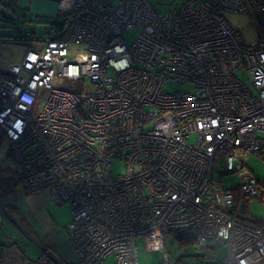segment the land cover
Segmentation results:
<instances>
[{"label":"built area","instance_id":"obj_1","mask_svg":"<svg viewBox=\"0 0 264 264\" xmlns=\"http://www.w3.org/2000/svg\"><path fill=\"white\" fill-rule=\"evenodd\" d=\"M60 3L74 15L66 36L0 69L19 189L70 207L74 259L45 249L32 264H140L138 236L149 251L169 236L225 245L211 264H264V218L240 204L259 196L258 178L242 171L222 188L212 176L264 160V0H183L163 14L147 0ZM224 10L253 18L254 45L238 41ZM132 28L127 44L120 33ZM69 43L83 50L68 58ZM168 81L188 87L166 91Z\"/></svg>","mask_w":264,"mask_h":264},{"label":"rangeland","instance_id":"obj_2","mask_svg":"<svg viewBox=\"0 0 264 264\" xmlns=\"http://www.w3.org/2000/svg\"><path fill=\"white\" fill-rule=\"evenodd\" d=\"M153 9L159 13H165L169 8L174 6H179L183 0H147ZM59 5V4H58ZM57 5V6H58ZM56 6V7H57ZM12 11V13L10 12ZM0 12L8 14L12 16L11 26L7 27L8 31L12 30L15 27V33H18L20 37L28 39L26 41H18L13 44H4L3 50L5 56L3 62L10 61H19L25 52V50L31 44V48L35 46L36 43H39V40L45 39L46 36L56 37L63 32L66 34L69 32L71 28V23L74 18L72 13H67L66 11H59L56 14L55 18L46 17V19H38L35 17V14L31 11H25L20 8H13L12 10H8V8L0 5ZM224 18L227 22L234 27L238 41L244 45H254L257 38L256 26L254 24L253 18L249 14L245 13H235L231 11L224 10L222 12ZM24 18L26 20H24ZM58 22L63 23V27L58 30L57 27H53L51 23ZM122 38L127 42V44H131L135 39L137 30L135 28L122 31ZM27 44V45H25ZM68 58L74 56L76 52L83 50L82 44L77 43H69L68 47ZM238 76L244 81H247V75L243 71H239ZM78 82L74 81H66L65 85H62L63 88L68 90L77 89ZM188 86L179 85L175 82L168 81L165 84L164 89L166 91L180 90L187 88ZM193 140V136H191L190 141ZM9 148V141L4 136L3 132L0 128V168L8 167L10 170L14 169V162L7 155V150ZM119 166L115 167V170L118 169ZM224 167V159L221 158L219 162V168L222 169ZM242 171H250L257 178L261 186V190L263 191V199L260 198H249L246 202L241 201V206H245L250 216L255 218H264V160L256 157L254 155H248L245 159V165L241 169V171L227 172L224 174L219 173L216 169H213V180L216 187L222 188H236L240 183V173ZM33 194V193H31ZM22 196V198H26L25 202L22 201V198L18 200V208L27 213L25 205L31 204L27 201L29 199L28 195ZM1 196V195H0ZM3 196V195H2ZM53 207L59 209L60 213L64 216L70 217L69 211L70 207L68 203L57 204L54 200H50ZM46 204V208L50 209V205ZM2 204V202H1ZM4 209V213L2 212L1 220H0V234L1 236H6L13 238L15 241V245L17 248L22 251H28L30 256L33 257L35 252L37 251L36 243L31 240L23 231L20 223V219L16 216L15 212L10 209V207ZM10 210V212H9ZM12 210V212H11ZM8 211V212H7ZM20 211V210H19ZM21 212V211H20ZM11 215V216H10ZM70 220V219H69ZM44 232H47L46 230ZM137 247H138V259L140 264H158L164 259V251L168 254L167 262L164 264H211V262L222 259L226 255L227 248L225 245L209 242V247H199L194 244H179L177 240L172 239L169 236L164 238L163 249L164 250H147L145 248L144 240L142 236L137 237ZM1 248V247H0ZM49 253V252H48ZM27 254V253H26ZM50 254V253H49ZM26 257V256H25ZM113 256H109L106 259V264H113Z\"/></svg>","mask_w":264,"mask_h":264},{"label":"crops","instance_id":"obj_3","mask_svg":"<svg viewBox=\"0 0 264 264\" xmlns=\"http://www.w3.org/2000/svg\"><path fill=\"white\" fill-rule=\"evenodd\" d=\"M5 1L13 2L15 8L31 11L35 14L36 18L55 17L59 11L63 10L60 3L61 0ZM1 3L2 2H0V5ZM41 44L42 43L40 42L36 43L33 47L39 48ZM3 45V43H0V69H2L6 63L18 62H3V59L5 58V56H2L5 53L2 48ZM24 195L26 196V194H24L18 187L14 193L5 194L0 197V220L2 218V212L4 213V209L7 210L6 208L10 207L20 219V223L23 225L21 227L25 234L36 243L37 251L35 252V255L31 257L30 253L28 254V251H23L22 253L15 244L11 243L10 245H3V241H13V238L1 236L0 234V264H32L33 261L45 251V249L50 253V257L53 260L64 262L72 261L75 255L66 237V225L69 222L70 217L64 216L59 212V209H56L51 203H48L52 199L46 191H40L28 195L29 199H27V201L31 206L25 205L27 213H24L23 210L18 208V200ZM25 199L26 198H22V201L25 202ZM47 203L50 205V209L46 208ZM45 230L47 232H44Z\"/></svg>","mask_w":264,"mask_h":264},{"label":"trees","instance_id":"obj_4","mask_svg":"<svg viewBox=\"0 0 264 264\" xmlns=\"http://www.w3.org/2000/svg\"><path fill=\"white\" fill-rule=\"evenodd\" d=\"M1 5L8 8V10H12L14 7V3L11 1H5V0H0ZM66 11V10H65ZM12 13V11H10ZM67 13H72L70 11H66ZM56 17V16H55ZM52 17V18H55ZM12 16L5 14L3 12H0V43L3 44H13L15 42L18 41H26L28 39H25L23 37H20L18 33H15V27L12 28V30L8 31L7 27L11 26L12 22H11ZM41 19V18H38ZM46 19V18H43ZM24 20H26L24 18ZM53 27H57L58 30H60L63 27V23H58V22H53L51 23ZM66 34L63 32L62 34L57 35L56 37H51V36H46L45 39L39 40L40 43H43L44 41L48 40V39H53V38H63L65 37ZM27 45V44H25ZM31 44L29 45V47L27 49H30ZM34 48V47H33ZM32 49V48H31ZM5 136V135H4ZM6 137V136H5ZM7 155L9 157L12 158V153L10 148H8L7 150ZM14 162V160H13ZM15 164V162H14ZM15 167L16 165H14V169L10 170L8 167H4V168H0V197H2V195L5 194H11L14 193L15 190L19 187V180L15 175ZM263 191L260 190L259 196L257 198L263 199ZM181 245H185V244H194L193 241H189V240H183L178 242ZM198 246V245H196ZM206 247H209L208 245ZM160 263V262H159ZM158 263V264H159Z\"/></svg>","mask_w":264,"mask_h":264},{"label":"water","instance_id":"obj_5","mask_svg":"<svg viewBox=\"0 0 264 264\" xmlns=\"http://www.w3.org/2000/svg\"><path fill=\"white\" fill-rule=\"evenodd\" d=\"M11 243L13 244V243H15V241H9V240L8 241H3L2 244L3 245H10Z\"/></svg>","mask_w":264,"mask_h":264}]
</instances>
